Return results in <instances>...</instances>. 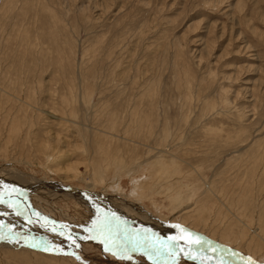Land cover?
<instances>
[{
	"label": "rangeland",
	"instance_id": "374dc122",
	"mask_svg": "<svg viewBox=\"0 0 264 264\" xmlns=\"http://www.w3.org/2000/svg\"><path fill=\"white\" fill-rule=\"evenodd\" d=\"M263 180L264 0H0V264H264Z\"/></svg>",
	"mask_w": 264,
	"mask_h": 264
},
{
	"label": "bare ground",
	"instance_id": "6f19581e",
	"mask_svg": "<svg viewBox=\"0 0 264 264\" xmlns=\"http://www.w3.org/2000/svg\"><path fill=\"white\" fill-rule=\"evenodd\" d=\"M159 163H160V162H159ZM160 165H161V163H160ZM164 170H165V169H164ZM263 181H264V180H263ZM179 192H180V191H179ZM76 196H77V195H76ZM79 198H80V196H79ZM0 207H1V206H0ZM6 208H7V207H6ZM15 210H16V209H15ZM120 217H121V216H120ZM263 218H264V217H263ZM259 220H261V219H259ZM262 220H264V219H262ZM262 223H263V222H262ZM259 225H260V224H259ZM262 225H263V224H262ZM262 228H263V227H262ZM189 232H190V231H189ZM189 235H190V234H189ZM192 235H193V234H192ZM192 235H191V236H192ZM194 235H196V234H194ZM193 237H194V236H193ZM191 238H192V237H191ZM199 241H201V240H199ZM210 245H211V244H210ZM163 248H164V247H163ZM192 248H193V247H192ZM197 248H198V247H197ZM166 249H168V248H166ZM181 250H182V255H179V254H178L179 257L185 256V252H183V250H185V249H182V247H181ZM181 250H179V251H181ZM185 251H187V250H185ZM187 252H188V251H187ZM36 255H37V254H36ZM36 257H37V256H36ZM43 259H44V258H43ZM43 259H42V260H43ZM45 260H46V259H45ZM213 263H214V262H213ZM213 263H212V264H213Z\"/></svg>",
	"mask_w": 264,
	"mask_h": 264
},
{
	"label": "water",
	"instance_id": "95a60500",
	"mask_svg": "<svg viewBox=\"0 0 264 264\" xmlns=\"http://www.w3.org/2000/svg\"><path fill=\"white\" fill-rule=\"evenodd\" d=\"M128 241L132 242L133 240H131V238H129Z\"/></svg>",
	"mask_w": 264,
	"mask_h": 264
}]
</instances>
